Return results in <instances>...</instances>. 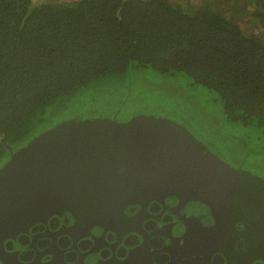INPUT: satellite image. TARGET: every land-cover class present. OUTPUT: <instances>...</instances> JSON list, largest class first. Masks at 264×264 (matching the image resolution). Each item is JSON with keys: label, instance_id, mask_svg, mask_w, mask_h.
<instances>
[{"label": "trees", "instance_id": "trees-1", "mask_svg": "<svg viewBox=\"0 0 264 264\" xmlns=\"http://www.w3.org/2000/svg\"><path fill=\"white\" fill-rule=\"evenodd\" d=\"M232 1L0 0V167L64 121L118 120L144 69L213 92L224 125L263 151L264 0H240L237 19ZM117 92L121 105L104 113L100 102Z\"/></svg>", "mask_w": 264, "mask_h": 264}, {"label": "water", "instance_id": "water-1", "mask_svg": "<svg viewBox=\"0 0 264 264\" xmlns=\"http://www.w3.org/2000/svg\"><path fill=\"white\" fill-rule=\"evenodd\" d=\"M10 154L0 167V248L5 236L50 213L91 219L108 225L116 235L128 205L145 207L152 200L177 196L208 206L213 221L235 217L243 225L241 234L252 248L248 249H264V179L222 161L189 130L165 118L71 119L16 152L10 149ZM160 221L165 223L161 216ZM199 227L207 231L206 226ZM213 230L221 232L222 227ZM130 231L120 246L106 239L107 244L80 248L73 258L69 252L60 259L45 253L40 263L129 264L128 259L139 253L128 241L130 236L145 238L140 229ZM155 237L150 235L145 245L155 259L152 264H196L190 248L172 251L168 236H164L167 245H151ZM224 252L219 253L225 256ZM262 252L253 260L264 262ZM0 263L6 261L0 258ZM211 264H216L215 258Z\"/></svg>", "mask_w": 264, "mask_h": 264}, {"label": "flooded vegetation", "instance_id": "flooded-vegetation-1", "mask_svg": "<svg viewBox=\"0 0 264 264\" xmlns=\"http://www.w3.org/2000/svg\"><path fill=\"white\" fill-rule=\"evenodd\" d=\"M145 204V207L126 205V218L116 225V235H113L108 225L93 223L91 219L75 217L70 212L61 215L50 213L44 220L27 224L25 230L22 228L15 235L5 236L2 239L0 258H3L6 264H41V257L52 252L58 259L66 252L73 258L80 248L107 244L106 239H112V246H120V241L131 233L130 230L140 229L143 235L145 234L144 240L140 241L132 235L128 240L136 245L135 250L139 252L132 259H128L129 264H152L153 255L148 254L145 247L150 235L157 236L151 245L153 242L158 247L167 245L168 241L164 236H168L171 239L169 248L172 251L190 248L191 257L195 258L196 264H211L214 258L216 264H264L253 260L257 254L263 253L264 249H257L258 252L256 249L250 250L252 248L241 234L243 225L240 221H235V217L226 216L229 219L227 222L223 216L213 221L208 206L177 196H166ZM160 216L164 224L162 221L158 222ZM183 219L186 221L185 226ZM199 226H206L207 231ZM215 227H222V231H214ZM144 228L148 231L145 232ZM69 233L72 238L67 235ZM223 250L225 256L219 253ZM45 257H49V254ZM27 259L29 262L23 261ZM158 259L164 257L160 256Z\"/></svg>", "mask_w": 264, "mask_h": 264}, {"label": "rangeland", "instance_id": "rangeland-1", "mask_svg": "<svg viewBox=\"0 0 264 264\" xmlns=\"http://www.w3.org/2000/svg\"><path fill=\"white\" fill-rule=\"evenodd\" d=\"M33 1L38 3L46 0ZM230 4L233 8L231 17L241 18L244 14L242 2L233 0ZM226 6L223 10H226ZM134 79L136 80L132 97L123 106L118 117L119 122H122L121 119H125L123 122H126L140 115L164 117L189 130L201 142L206 141L204 136L208 141H213L214 144L206 141V145L210 146L212 152L222 161L264 179V150L248 151L244 148L246 138H238L235 133L230 132L233 127L228 126V123H226L228 125H224L225 116L222 104L216 99L213 92L203 86L192 85L191 81L184 76L163 74L153 69H144L138 72ZM123 96L122 92H117L115 98L111 96L112 99L102 100L100 105H103L104 113H109V109L111 112L116 110L121 105ZM110 115L112 114H105L104 117ZM100 117L102 115L87 119ZM235 131L237 132V130ZM245 135L248 136L252 145L259 147V144H262L264 146V140L258 144L257 133L246 132Z\"/></svg>", "mask_w": 264, "mask_h": 264}]
</instances>
